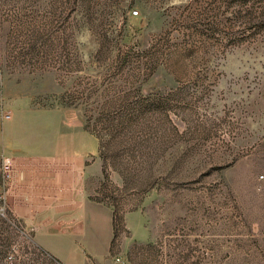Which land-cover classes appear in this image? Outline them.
<instances>
[{"label": "rangeland", "instance_id": "obj_1", "mask_svg": "<svg viewBox=\"0 0 264 264\" xmlns=\"http://www.w3.org/2000/svg\"><path fill=\"white\" fill-rule=\"evenodd\" d=\"M0 89L98 139L112 238L86 264H264V0H0ZM2 161L0 264H62Z\"/></svg>", "mask_w": 264, "mask_h": 264}, {"label": "crops", "instance_id": "obj_2", "mask_svg": "<svg viewBox=\"0 0 264 264\" xmlns=\"http://www.w3.org/2000/svg\"><path fill=\"white\" fill-rule=\"evenodd\" d=\"M7 103L0 89V160L13 164L6 193L10 215L62 264L104 256L112 214L86 188L89 169L98 163L97 137L66 111Z\"/></svg>", "mask_w": 264, "mask_h": 264}, {"label": "built area", "instance_id": "obj_3", "mask_svg": "<svg viewBox=\"0 0 264 264\" xmlns=\"http://www.w3.org/2000/svg\"><path fill=\"white\" fill-rule=\"evenodd\" d=\"M137 14V12H135ZM3 118L8 120L11 118V112L8 110H3ZM2 172H3V178L6 182H10L12 180L13 175V164L12 161L9 158H4L2 161ZM13 256L9 255L6 257V261L11 262Z\"/></svg>", "mask_w": 264, "mask_h": 264}, {"label": "trees", "instance_id": "obj_4", "mask_svg": "<svg viewBox=\"0 0 264 264\" xmlns=\"http://www.w3.org/2000/svg\"><path fill=\"white\" fill-rule=\"evenodd\" d=\"M95 134V133H94Z\"/></svg>", "mask_w": 264, "mask_h": 264}]
</instances>
